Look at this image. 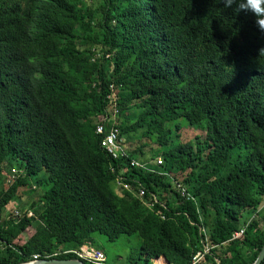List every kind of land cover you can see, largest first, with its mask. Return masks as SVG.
I'll return each mask as SVG.
<instances>
[{
    "label": "trees",
    "instance_id": "1",
    "mask_svg": "<svg viewBox=\"0 0 264 264\" xmlns=\"http://www.w3.org/2000/svg\"><path fill=\"white\" fill-rule=\"evenodd\" d=\"M262 48L235 0H0V208L40 193L0 222V264L78 259L98 236L140 239L131 264H254Z\"/></svg>",
    "mask_w": 264,
    "mask_h": 264
},
{
    "label": "built area",
    "instance_id": "2",
    "mask_svg": "<svg viewBox=\"0 0 264 264\" xmlns=\"http://www.w3.org/2000/svg\"><path fill=\"white\" fill-rule=\"evenodd\" d=\"M96 133L97 134H103L104 137L101 141V148L105 150L108 154H110L114 159H118L120 156H123V153H121V146H119L118 142L120 141L118 138V130L117 129H109L107 132H104V128L102 126H98L96 128ZM120 153V154H119ZM162 161L159 160L158 165L161 166ZM12 172V173H11ZM15 171L12 169L8 175L11 177L8 178L7 182L12 180V177L14 176L13 174ZM125 190H129L128 186L124 187ZM183 196H185L184 192L182 193ZM145 196V190H140L139 192V197L143 199ZM146 206L149 207L150 204L146 203ZM18 209L12 210V211H7V207H2L0 208V222L3 219H7L8 217H16L20 215V212L18 213ZM33 213L32 211L27 212V217H32ZM244 230H241L239 233H236L233 236V239H239L243 236ZM4 245V242L0 239V246ZM70 253H74L79 260L86 261L92 264H106V257L100 250H96L93 247L90 246H83L80 249L77 250H71V251H66ZM200 259V255H197L194 259V264H196ZM39 260L38 256H33V259L29 262H34Z\"/></svg>",
    "mask_w": 264,
    "mask_h": 264
},
{
    "label": "rangeland",
    "instance_id": "3",
    "mask_svg": "<svg viewBox=\"0 0 264 264\" xmlns=\"http://www.w3.org/2000/svg\"><path fill=\"white\" fill-rule=\"evenodd\" d=\"M183 127H185V126H183ZM198 129L188 127L185 130L186 133L184 134V137L190 138L188 136L189 134L191 136H194L192 134L199 133ZM197 135H201V134H197ZM157 164L158 163L154 161L150 165L152 169H150L148 167H146V168L150 169V170L154 169V170H156V172L163 173L162 169L160 167H158ZM15 173H16V171H15ZM39 194L40 193L37 191V193L32 195L29 199L25 200V203L20 202L19 200L16 199L15 203H11L7 207V211H12L15 209H18L17 211H21V209H19V207H22V211L28 210V205L30 204V202L33 201V199L37 198V195H39ZM24 236H27V234H24ZM97 241L99 242V244L97 243L96 247H98L99 250H101L102 253H104V255L106 256L107 264H131L130 260H136L137 258H139L140 251H141V241L137 237L122 236L115 243H110L107 241L106 237L98 236ZM94 249L97 250V248H94ZM153 264H155V262H153Z\"/></svg>",
    "mask_w": 264,
    "mask_h": 264
},
{
    "label": "clouds",
    "instance_id": "4",
    "mask_svg": "<svg viewBox=\"0 0 264 264\" xmlns=\"http://www.w3.org/2000/svg\"><path fill=\"white\" fill-rule=\"evenodd\" d=\"M225 5H232L233 0H224ZM236 11L250 15L260 33H264V0H235ZM264 51V48L261 49Z\"/></svg>",
    "mask_w": 264,
    "mask_h": 264
},
{
    "label": "water",
    "instance_id": "5",
    "mask_svg": "<svg viewBox=\"0 0 264 264\" xmlns=\"http://www.w3.org/2000/svg\"><path fill=\"white\" fill-rule=\"evenodd\" d=\"M4 247L3 245H1ZM264 262V246L257 258V260L254 262V264H262ZM20 264H87L82 260L79 259H70V260H45V259H39L34 262H25Z\"/></svg>",
    "mask_w": 264,
    "mask_h": 264
},
{
    "label": "bare ground",
    "instance_id": "6",
    "mask_svg": "<svg viewBox=\"0 0 264 264\" xmlns=\"http://www.w3.org/2000/svg\"><path fill=\"white\" fill-rule=\"evenodd\" d=\"M120 142V141H119ZM119 142H118V144H119ZM119 146H121V145H119ZM121 148V147H120ZM121 153H125V151L124 150H122V148H121ZM18 213H19V211H18ZM200 255V254H199ZM202 259V256L200 255V259L199 260H201ZM198 260V261H199ZM106 261H107V258H106ZM161 264H166V263H164V262H162Z\"/></svg>",
    "mask_w": 264,
    "mask_h": 264
},
{
    "label": "crops",
    "instance_id": "7",
    "mask_svg": "<svg viewBox=\"0 0 264 264\" xmlns=\"http://www.w3.org/2000/svg\"><path fill=\"white\" fill-rule=\"evenodd\" d=\"M162 262H164V263L168 264V263H167V262H165V261H161L159 264H161Z\"/></svg>",
    "mask_w": 264,
    "mask_h": 264
}]
</instances>
